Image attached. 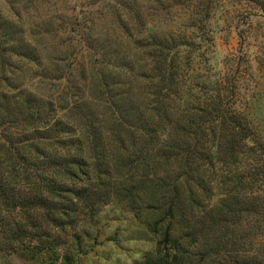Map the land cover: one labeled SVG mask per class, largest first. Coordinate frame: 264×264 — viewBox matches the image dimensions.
<instances>
[{
  "label": "trees",
  "instance_id": "trees-1",
  "mask_svg": "<svg viewBox=\"0 0 264 264\" xmlns=\"http://www.w3.org/2000/svg\"><path fill=\"white\" fill-rule=\"evenodd\" d=\"M100 4L138 54L72 19L93 57L83 84L64 63L39 71L62 84L50 97L0 89V251L28 241L58 258L54 230L77 236L115 203L152 216L155 247L132 264H264V136L235 85L184 87L219 0H85ZM16 28L0 20V66L40 56Z\"/></svg>",
  "mask_w": 264,
  "mask_h": 264
},
{
  "label": "rangeland",
  "instance_id": "rangeland-1",
  "mask_svg": "<svg viewBox=\"0 0 264 264\" xmlns=\"http://www.w3.org/2000/svg\"><path fill=\"white\" fill-rule=\"evenodd\" d=\"M6 18L17 25L16 30L22 29L40 56L36 63L12 57L6 67L0 66V89L26 87L50 97L62 84L41 78L39 71L64 63L70 65L74 82L81 84L84 72L90 75L93 57L72 32V19L80 24V19L86 20L93 32L109 35L131 56L138 54L135 36L123 34L107 5L86 6L85 0H0V20ZM206 28L208 41L191 55L186 98L204 97L203 88L222 78L239 88L240 106L264 136V0H219ZM88 82L87 78L84 83ZM151 218L145 211L134 213L109 204L92 221L81 219L77 236L69 230L53 231L66 241L56 248L58 258L38 253L35 243L15 242L0 251V264H63L65 255L72 264H132L155 247L156 238L146 223Z\"/></svg>",
  "mask_w": 264,
  "mask_h": 264
}]
</instances>
